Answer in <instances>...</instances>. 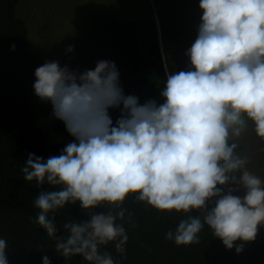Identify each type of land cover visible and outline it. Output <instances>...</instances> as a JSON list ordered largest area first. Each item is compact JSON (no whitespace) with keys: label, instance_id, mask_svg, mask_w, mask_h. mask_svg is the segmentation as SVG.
<instances>
[{"label":"clouds","instance_id":"obj_1","mask_svg":"<svg viewBox=\"0 0 264 264\" xmlns=\"http://www.w3.org/2000/svg\"><path fill=\"white\" fill-rule=\"evenodd\" d=\"M199 7L190 67L167 75L162 102L125 95L112 61L82 73L58 61L36 68L35 95L51 103L74 140L59 155L28 154L21 171L26 181L55 189L34 199L35 219L65 259L117 264L101 249L112 243L125 253L129 237L117 221L125 220L130 194L157 211L186 214L165 234L177 246L199 244L207 225L232 249L264 226V180L236 142L250 124L264 138V0H199ZM112 108L121 110L115 125ZM77 201L84 210L112 207L64 224L67 236H58L55 212ZM7 246L0 238V264H8Z\"/></svg>","mask_w":264,"mask_h":264},{"label":"trees","instance_id":"obj_2","mask_svg":"<svg viewBox=\"0 0 264 264\" xmlns=\"http://www.w3.org/2000/svg\"><path fill=\"white\" fill-rule=\"evenodd\" d=\"M20 2L0 0V238L8 243V264H43L44 255L51 264H89L80 256L69 260L57 253L55 239L36 223L39 210L33 203L41 191L55 189L26 181L21 171L28 154L44 158L59 155L74 138L64 122L53 117L51 103L35 95V70L46 60L32 50L27 25L17 14ZM140 41L148 46L159 43L155 22L126 21L111 13H101L85 35L70 43L73 50L66 48L58 62L61 67L67 65L82 73L94 69L97 61H112L119 70L125 95H136L142 104L148 100L162 102L160 92L166 80L158 85L150 79ZM189 67L179 66L175 72ZM109 114L115 125L121 110L112 108ZM240 149L239 145L237 151ZM111 207L104 204L84 210L77 201L58 209L57 235L67 236L64 224L86 221L91 213L107 212ZM122 207L127 209L125 220L117 222L127 230L126 251L122 256L112 243L101 249L111 252L117 264H239L235 246L226 248L207 225L199 233V244L177 246L165 239L169 229L174 230L181 219L187 218L183 212L157 211L137 201L135 194H130ZM128 213L132 214L130 222ZM257 251L264 260V243L258 245Z\"/></svg>","mask_w":264,"mask_h":264},{"label":"rangeland","instance_id":"obj_3","mask_svg":"<svg viewBox=\"0 0 264 264\" xmlns=\"http://www.w3.org/2000/svg\"><path fill=\"white\" fill-rule=\"evenodd\" d=\"M101 13L126 21L156 23L159 43L148 46L139 42L154 83L167 80L179 66H190L186 52L198 34L202 16L199 0H21L17 8L27 25L33 52L46 61H60L70 43L85 35ZM237 142L241 147L237 152L249 158L248 169L264 180V138L258 137L250 124ZM261 243L264 226L255 240L235 242V250L243 245L242 251H236L239 264H264L257 251Z\"/></svg>","mask_w":264,"mask_h":264}]
</instances>
